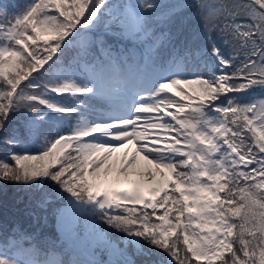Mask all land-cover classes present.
I'll return each instance as SVG.
<instances>
[{
	"label": "snow or ice",
	"instance_id": "snow-or-ice-1",
	"mask_svg": "<svg viewBox=\"0 0 264 264\" xmlns=\"http://www.w3.org/2000/svg\"><path fill=\"white\" fill-rule=\"evenodd\" d=\"M0 264H264V0H0Z\"/></svg>",
	"mask_w": 264,
	"mask_h": 264
},
{
	"label": "trees",
	"instance_id": "trees-1",
	"mask_svg": "<svg viewBox=\"0 0 264 264\" xmlns=\"http://www.w3.org/2000/svg\"><path fill=\"white\" fill-rule=\"evenodd\" d=\"M0 198H2V195H0Z\"/></svg>",
	"mask_w": 264,
	"mask_h": 264
}]
</instances>
